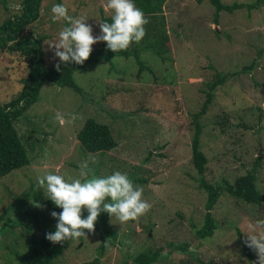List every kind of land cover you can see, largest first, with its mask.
Here are the masks:
<instances>
[{
  "label": "rangeland",
  "instance_id": "374dc122",
  "mask_svg": "<svg viewBox=\"0 0 264 264\" xmlns=\"http://www.w3.org/2000/svg\"><path fill=\"white\" fill-rule=\"evenodd\" d=\"M19 1L9 0V11L3 10L0 2V27L9 16L19 14ZM82 1L86 6L80 5ZM255 1L262 4L252 13L250 5ZM222 2L245 7L233 13L221 12L218 27L209 0H169L165 15L171 52L163 49L166 61L150 49L140 52L139 60L134 55L130 59L119 55L105 58L106 53L98 62H88L73 73L76 88L45 84L39 101L24 115L29 116L28 124L35 122L38 129L23 123L24 119L15 124L31 163L0 178V229L8 222L11 227L10 221L17 219L16 215L10 219L8 209L24 193L35 192L47 198L45 189L38 187L39 177L59 174L66 180L79 178L80 165L85 160L89 167L100 169L99 177H106L117 167L116 160H107L118 157V162H126L122 167L127 166V175L136 172L139 177L148 178L149 182L142 185V198L151 208L127 225L114 228L120 234V244L108 249L100 264H138L136 260L142 254L159 249L161 255L154 264H254L256 260L250 262L248 254L257 255L245 246L244 240L248 225L264 219V205L246 204L225 194L213 209L220 227L210 238L202 240L196 235L204 225L207 194L198 182L192 142L195 114L207 99L205 82L217 73L213 66L220 65L229 76H238L239 81L234 84L239 90H232L234 84L220 86L214 104L199 119L203 126L202 150L209 158L206 178L214 183L225 177L234 183L252 169L260 155L257 185L264 192V53L259 57L257 52L264 50V0ZM106 3L107 0H43L39 21L26 33L36 37L37 33L46 32L52 36L43 44L44 55L47 64L56 65L60 62L47 43L58 38L59 32L57 38L53 35L64 22L52 20V6L62 4L69 16L87 20L95 37L100 35V7L108 15L113 14L106 9ZM180 24L185 28L181 29ZM181 32L184 36L176 35ZM230 35L232 41H228ZM103 48V42L94 44L91 54L97 56ZM1 60L3 57L0 72L1 64L4 66ZM254 60L259 67L244 77L240 71ZM5 76L0 74V79ZM12 81H0V102L8 93L4 90L17 82ZM57 113L63 115L65 123L56 120ZM72 116L77 119L72 120ZM90 118L110 125L118 147L107 155L96 156L95 163L89 157H80L73 168L71 163L78 161V133ZM218 123H225L226 132ZM28 131L36 133L29 139ZM138 167L143 170L138 171ZM149 223L154 227H148ZM15 226V230H22ZM88 236L93 240L86 236L75 247L71 246L73 240L65 241L66 250L56 264H91L97 257L94 247L101 240L93 232ZM171 243H189V251L170 248ZM4 256L5 264H19L17 254L5 252Z\"/></svg>",
  "mask_w": 264,
  "mask_h": 264
},
{
  "label": "trees",
  "instance_id": "16d2710c",
  "mask_svg": "<svg viewBox=\"0 0 264 264\" xmlns=\"http://www.w3.org/2000/svg\"><path fill=\"white\" fill-rule=\"evenodd\" d=\"M43 0H20L18 2L19 14L16 16H9L0 27V59L3 57V64H1L0 74H6L5 77L0 79L2 83L13 82L16 80V84L11 89H5L4 92H8L3 96V101L0 102V178L5 175L30 165L31 159H29L28 150L22 142L15 124L21 119H24L23 123L28 126H32L38 129L37 123L29 125V116L27 112L35 105L41 94V89L46 83L51 82L55 85L62 87L76 88V84L73 78V73L82 69L86 63L92 61H99L103 58H112L119 55V58L130 59L134 55L139 60V53L143 50H156L155 53L158 57L164 61L165 58L164 48L171 52V39L169 36V30L166 29V15L165 10L169 0H133L136 7L141 9L149 21L145 25L146 35L139 42H132L126 50H122L116 53L107 49L106 43L103 42L104 48L98 51L97 56L91 54L89 59L84 62L83 65H77L75 63L65 66L61 64V70L56 71L55 65H49L46 62L44 55V42L51 39V35L46 32L37 33L36 37H33L32 33H26V29L39 21L41 17V6ZM214 7L216 15L213 18L216 25H219L220 13L223 11L233 13L239 9L245 7V4L226 5L222 0H209ZM2 3V9L9 11L11 9L9 0H0ZM60 2V0H59ZM20 3V4H19ZM262 2L251 3L250 7L253 11L259 9ZM80 5L86 6L83 1ZM101 20L103 22L111 23V17L113 14L108 15L102 7ZM72 17V15H71ZM63 26L59 27L56 33L53 35L57 38V33L60 32L63 27L67 26L63 21ZM181 29L185 28L184 25H179ZM177 36H181L183 32L176 33ZM228 41H232V36H229ZM227 38V37H226ZM54 39V38H53ZM148 39L151 40L148 43ZM100 52V55H98ZM258 56L262 57L264 50L257 49ZM104 53V54H103ZM103 55V56H102ZM22 67L25 69L23 70ZM259 64L254 60L250 65L245 66L241 74L249 75L252 71L256 70ZM217 73L212 80L205 82L207 84V90H203L207 96L206 101L203 103L202 109L195 114L196 120V133L192 142V158L195 169L197 170L200 183V187L207 194L206 202V214L204 219V225L197 229L196 235L199 239H207L213 236L214 232L220 227V223L216 221L213 215V209L225 194L242 200L246 204H253L257 207L264 205V192H262L257 185V172L260 167L262 157L259 155L253 164L252 169L246 171L245 174L238 176L234 183L228 181L223 177L222 180L217 182H210L206 178L207 167L209 158L202 150L201 135L203 126L199 122V119L206 115L211 105L214 104L216 98V91L220 86L233 85L234 81H239L238 76H229L224 69L219 65L213 66ZM21 74V75H20ZM122 74V73H121ZM228 75V76H227ZM18 76V77H16ZM22 76V77H21ZM2 77V76H1ZM7 78V79H6ZM7 80V81H6ZM1 83V84H2ZM232 87L237 89V85ZM131 90L134 89L130 87ZM202 91V92H203ZM234 91V90H233ZM239 92V91H235ZM141 108L145 111L147 107ZM221 126V131L226 132L225 123H218ZM30 137L35 134V131H28ZM27 138V139H28ZM119 142L113 136L110 125L97 122L95 118H90L86 121V124L78 133V161L71 163L74 167L79 164V160L83 157L101 156L107 155L109 152L115 150L118 147ZM80 155V156H79ZM151 155V153H150ZM81 157V158H80ZM116 160L117 167L111 169L112 174L115 171L126 173V167H122L126 162H118V157L109 158L107 162H114ZM81 164V163H80ZM90 164V163H89ZM93 173L99 177L100 169L92 166L90 167ZM138 171H142L143 167H138ZM101 177H104L103 175ZM129 179L135 184L144 185L147 184L148 178L139 177L136 172L128 175ZM39 202L42 207H35L33 204ZM55 211L60 213L62 209L56 207L47 198L43 196L35 195V192L24 193L21 197L17 198L16 203L9 207L8 213L11 219V215H16V220H11L10 224L4 223V228L0 229V260L6 262L4 253L18 255L19 264H56V261L64 254L66 250L65 241L57 244L46 239V234L54 232L56 230V223L58 221L52 218L51 213ZM88 215L86 210L82 212V218H86ZM100 222V224H98ZM128 222L121 223L115 217L110 218L107 213H101L95 223L93 235H97L101 244L94 247V251L97 256L91 264H100L101 259L106 255L108 249L112 250L118 244H120V234L114 228L118 226H125ZM21 226L22 230L17 231L14 228ZM15 226V227H14ZM153 228L154 225L149 223L148 227ZM17 232V233H16ZM19 232V233H18ZM89 232L86 231V236L92 241V237L88 236ZM84 237L77 240H73L72 245H76L78 240L84 242ZM24 246L23 248L21 247ZM189 243L183 245L169 244L170 248L180 250V252L189 251ZM22 248V249H21ZM248 253V248H246ZM162 249L156 252L150 253L149 251L142 254L136 261L138 264H154L159 261ZM250 262L257 260L248 254ZM59 261V260H58ZM126 264V262L122 263Z\"/></svg>",
  "mask_w": 264,
  "mask_h": 264
},
{
  "label": "clouds",
  "instance_id": "9594fccd",
  "mask_svg": "<svg viewBox=\"0 0 264 264\" xmlns=\"http://www.w3.org/2000/svg\"><path fill=\"white\" fill-rule=\"evenodd\" d=\"M105 7L113 12L112 22L99 23L100 35L94 37L87 20L69 16L68 9L62 4L52 6V20H63L67 25L55 41L47 43L60 62L55 65L56 71L61 70V64L83 65L89 59L94 44L104 42L108 50L116 53L126 50L132 42H139L146 35L145 25L149 21L133 0H107ZM71 119L77 117L72 116ZM56 120L66 122L60 113H57ZM89 158L95 163L94 156L89 154ZM37 184L45 189L47 199L62 209L60 213H51L58 223L54 232L46 234V239L53 244L86 238V231L94 232L102 212L125 223L136 220L151 208L142 198L143 186L134 185L126 173L115 171L106 177H98L89 167L88 160L80 165L79 178L66 180L59 174H46L38 178ZM33 205L42 207L39 202ZM83 210L88 213L86 218H82ZM244 244L256 253L254 264H264V219L248 225Z\"/></svg>",
  "mask_w": 264,
  "mask_h": 264
}]
</instances>
